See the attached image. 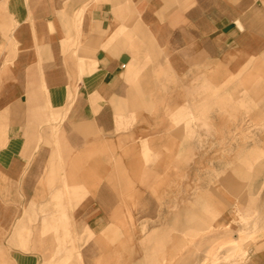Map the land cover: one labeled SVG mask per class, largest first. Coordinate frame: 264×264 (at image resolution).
I'll list each match as a JSON object with an SVG mask.
<instances>
[{
	"label": "crops",
	"instance_id": "obj_1",
	"mask_svg": "<svg viewBox=\"0 0 264 264\" xmlns=\"http://www.w3.org/2000/svg\"><path fill=\"white\" fill-rule=\"evenodd\" d=\"M205 162L264 164V0H0V264H146Z\"/></svg>",
	"mask_w": 264,
	"mask_h": 264
},
{
	"label": "rangeland",
	"instance_id": "obj_2",
	"mask_svg": "<svg viewBox=\"0 0 264 264\" xmlns=\"http://www.w3.org/2000/svg\"><path fill=\"white\" fill-rule=\"evenodd\" d=\"M261 175L264 164L259 162L203 163L200 176L196 180L187 178L186 190L174 196L175 225L171 227L170 241L154 248L153 257L146 264H240L243 258L237 263L238 256L243 251L247 255L264 238ZM180 203L187 208L188 224L183 232L187 241L182 244L177 241ZM230 238L237 239L236 251L224 243ZM224 255L228 258L223 259ZM217 257L220 259L215 260ZM6 264H11L7 252Z\"/></svg>",
	"mask_w": 264,
	"mask_h": 264
},
{
	"label": "bare ground",
	"instance_id": "obj_3",
	"mask_svg": "<svg viewBox=\"0 0 264 264\" xmlns=\"http://www.w3.org/2000/svg\"><path fill=\"white\" fill-rule=\"evenodd\" d=\"M243 218V217H242ZM222 236V235H221ZM226 236V235H225ZM241 238V237H240ZM219 242V241H218ZM224 243L225 244H229V246L231 247V249L233 250V251H236L237 249H239V245L237 244V239H226L225 241H224ZM208 248V247H207ZM211 248V247H210ZM213 254V253H212ZM231 255V254H230ZM229 255V256H230ZM245 256H246V251H243V254L241 255V256H238V258H237V263L239 262V260L240 259H242V261L240 262V264H243V261H244V258H245ZM226 258H228V256L227 255H224L223 256V259H226ZM215 260H219L220 258L219 257H217V258H214ZM212 260V259H211ZM219 264H221V263H219Z\"/></svg>",
	"mask_w": 264,
	"mask_h": 264
}]
</instances>
